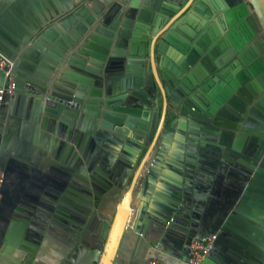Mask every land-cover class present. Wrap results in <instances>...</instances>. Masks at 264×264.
Returning <instances> with one entry per match:
<instances>
[{"label":"water","instance_id":"1","mask_svg":"<svg viewBox=\"0 0 264 264\" xmlns=\"http://www.w3.org/2000/svg\"><path fill=\"white\" fill-rule=\"evenodd\" d=\"M79 1L0 0V249L58 234L118 264L138 235H217L233 258L213 264H264V62L241 0L206 31V0Z\"/></svg>","mask_w":264,"mask_h":264},{"label":"crops","instance_id":"2","mask_svg":"<svg viewBox=\"0 0 264 264\" xmlns=\"http://www.w3.org/2000/svg\"><path fill=\"white\" fill-rule=\"evenodd\" d=\"M48 165L51 166V162H48ZM237 182V177L234 175L223 174L216 188L218 203L223 202L234 191ZM116 204H113V208L107 218L113 217ZM212 237L217 240V235H213L208 239ZM16 243L17 240L13 239L11 244H7L0 249V264H88L86 259H89L90 252L85 251L79 257L72 256V247L58 234L47 237L34 250V254H30L22 247H18ZM157 244L159 251H153V246ZM229 248V239L225 237L220 239L218 244L214 245L213 251L207 256L204 264H213V257L216 258L214 263L232 259L233 255L230 253ZM153 252H156L155 255L160 259L161 264H187V258L190 256V246L186 244V240L182 236L175 234L161 240L151 235L145 237L138 235L133 238V241L125 251L124 257L119 260L118 264H147ZM248 254L251 257L255 256L252 250ZM242 261L244 262L243 264H249L247 259L243 258Z\"/></svg>","mask_w":264,"mask_h":264},{"label":"flooded vegetation","instance_id":"3","mask_svg":"<svg viewBox=\"0 0 264 264\" xmlns=\"http://www.w3.org/2000/svg\"><path fill=\"white\" fill-rule=\"evenodd\" d=\"M92 0H81L79 1L81 5L79 7H76L74 12L78 10L82 6V4L89 3ZM201 0H194L193 4L194 6L197 5ZM208 3V7L204 12H197L193 11V13L198 17V20H200V24L203 30H208L209 28H213L214 26H218L217 24V19H220L221 15H225L227 12V8L224 6V3L227 2L230 7H233L228 0H206ZM241 10H242V21L246 22V25L248 26V29L246 31H243L242 37L244 38L243 40L245 41V44L242 48V51L247 50L250 47L258 49V55H257V61H261L262 63L264 62V30L260 29L259 26L257 25L255 19L252 16V13L254 12V5L250 0H241ZM185 5V4H184ZM183 5V7H184ZM224 6V8L222 7ZM183 7L180 9V11L183 9ZM113 11H116V14H121L124 15L125 12V7H121V5L116 4L111 8ZM176 14L178 15L179 12ZM223 25V29L225 31L229 30L224 26L223 22H220ZM241 23V22H240ZM224 35L221 34L220 39L218 40L219 44L220 42L223 41ZM215 48V45L213 46ZM222 48L220 47V50ZM222 51V50H221ZM223 52L226 53V50ZM247 83L250 82V79L247 77Z\"/></svg>","mask_w":264,"mask_h":264},{"label":"built area","instance_id":"4","mask_svg":"<svg viewBox=\"0 0 264 264\" xmlns=\"http://www.w3.org/2000/svg\"><path fill=\"white\" fill-rule=\"evenodd\" d=\"M4 62H0V68L4 67ZM3 93V91H1ZM4 182V172L0 169V200L2 197L1 188ZM215 237L208 240L195 239L190 246V259L189 264H203L207 256L213 250L215 245ZM155 251H157L155 249ZM148 264H161L160 259L154 256Z\"/></svg>","mask_w":264,"mask_h":264}]
</instances>
